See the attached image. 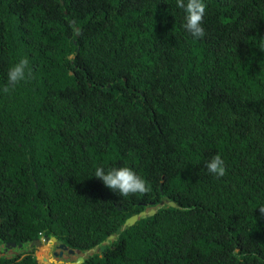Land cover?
I'll use <instances>...</instances> for the list:
<instances>
[{"label":"trees","instance_id":"trees-1","mask_svg":"<svg viewBox=\"0 0 264 264\" xmlns=\"http://www.w3.org/2000/svg\"><path fill=\"white\" fill-rule=\"evenodd\" d=\"M181 20L174 0H0V86L19 56L31 69L0 91L1 244L104 246L81 264H264V0H207L198 40ZM111 162L150 190L91 176ZM20 250L0 264H38Z\"/></svg>","mask_w":264,"mask_h":264},{"label":"clouds","instance_id":"clouds-1","mask_svg":"<svg viewBox=\"0 0 264 264\" xmlns=\"http://www.w3.org/2000/svg\"><path fill=\"white\" fill-rule=\"evenodd\" d=\"M174 6L181 13L182 20L180 27L182 28V30L194 40L203 38L206 34L203 21L207 8V0H174ZM255 46L258 47L261 52H264V36H261L258 39L255 38ZM30 75L31 69L29 58L26 56H19L7 67L4 73L5 82L2 86H0V91L6 93L10 88H14L21 82L28 79ZM205 167L209 173L213 174L216 177H222L226 173L225 160L220 153H215L210 157V159L206 160ZM91 176L99 178L106 187L117 192L120 197H128L130 195L143 194L150 190V184L146 181V179L141 174H139L136 169H134L130 164L127 163H97V165L93 169V174ZM49 240L50 238H40L37 240L40 243V246H32L34 249L42 248L43 252H45L46 254V257L41 255L42 261H40L37 255L35 254L34 250V256L38 264H43V260H46L47 264H70V262L64 263L61 260V257L63 256H56L60 260L56 263V260H54L55 256L53 255V253L57 254L62 251L63 255V253L67 251L57 248L55 252L49 253L47 251L49 245L47 244H55L51 243ZM60 243L64 244L61 241ZM6 244L11 243H0V247H2V249L4 250V246ZM27 247L22 250L24 253H27L32 249V247H30L29 245ZM67 248L72 251L74 250L82 252L81 250L71 249L69 247ZM98 248L84 252L88 254L87 256H90L97 252ZM2 249H0V258H10L8 256L5 257L4 254L1 253ZM9 249H17V253L13 255L15 256L19 253L18 251L20 248H18V245H16L15 248L9 247L7 250ZM85 258H82L83 261ZM48 259L52 260L48 261Z\"/></svg>","mask_w":264,"mask_h":264},{"label":"water","instance_id":"water-1","mask_svg":"<svg viewBox=\"0 0 264 264\" xmlns=\"http://www.w3.org/2000/svg\"><path fill=\"white\" fill-rule=\"evenodd\" d=\"M168 204H169L170 206H174V205H175V204L172 203V202H168ZM154 212H155V210L152 209V208H150L147 212H146V211H142V212H140L139 214L133 215V216H131V217H129V218H127V219L125 220V222H124L122 228H124L125 226H132V225H133V224H134L139 218H145V217H147V216H151V215L154 214ZM119 230H120V229H118L117 232H118ZM112 238H113V235L108 236V238H107L108 240H106L105 243H108V241H109V240H112ZM49 241H50L51 243H57L59 249L65 250V251H67L69 254H73V252H74V251H72V250H69L64 244H61L60 241H57L54 237H51ZM15 246H16L15 243L6 244V245L4 246V250H3V252H4L5 250H7L9 247H13V248H15ZM29 246H30V247H32V246H40V243H39L37 240H35V241H33ZM21 247H22V245L19 244V245H18V248H21ZM103 250H104V246H100V247L98 248V251H103ZM76 252L79 253L80 251H76ZM53 255H54L55 257H56V256H57V257H61V256H62V251L59 252V253H57V254H56V253H53ZM81 263H83V259H82V257L78 258L75 262H72V263H70V264H81ZM43 264H47L46 260H43Z\"/></svg>","mask_w":264,"mask_h":264},{"label":"flooded vegetation","instance_id":"flooded-vegetation-1","mask_svg":"<svg viewBox=\"0 0 264 264\" xmlns=\"http://www.w3.org/2000/svg\"><path fill=\"white\" fill-rule=\"evenodd\" d=\"M57 241H59V240H57ZM47 245H49V247L47 249V251L49 253L55 252V250L58 248V244L57 243H55L53 245H50V244H47ZM0 249H2V247H0ZM1 253L4 254L5 257H7V256L11 257L15 253H17V249L16 250L9 249V250H5V252H3V249H2ZM49 253H48V255H49ZM85 255H86V252H84V251H82L80 253H77L76 251H74L73 254H69L68 252H64L63 255H62L63 257H61V260L64 263H66V262H70L71 263V262H75L80 257H82V258L84 257L85 258L86 257ZM70 257L72 258L71 260H70ZM55 258H56V263L60 261L57 257H55Z\"/></svg>","mask_w":264,"mask_h":264},{"label":"rangeland","instance_id":"rangeland-1","mask_svg":"<svg viewBox=\"0 0 264 264\" xmlns=\"http://www.w3.org/2000/svg\"><path fill=\"white\" fill-rule=\"evenodd\" d=\"M27 248H29V247H27ZM21 250H24V249H22L21 248ZM44 253V254H43ZM35 254L37 255V257L39 258V260L40 261H42L41 260V255H43L44 257H46V254H45V252H43V249L42 248H35ZM34 254V255H35ZM88 254H86L85 256H87ZM72 258L70 257V260H71ZM52 259H48V261H51ZM54 260H56L55 258H54Z\"/></svg>","mask_w":264,"mask_h":264}]
</instances>
